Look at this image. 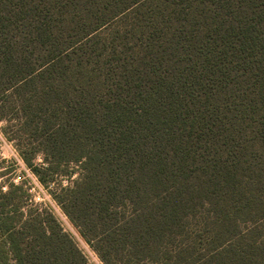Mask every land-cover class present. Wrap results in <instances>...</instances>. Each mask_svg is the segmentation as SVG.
Returning <instances> with one entry per match:
<instances>
[{
	"label": "trees",
	"instance_id": "trees-1",
	"mask_svg": "<svg viewBox=\"0 0 264 264\" xmlns=\"http://www.w3.org/2000/svg\"><path fill=\"white\" fill-rule=\"evenodd\" d=\"M2 121L103 264H264V0H0ZM25 193L0 264H89Z\"/></svg>",
	"mask_w": 264,
	"mask_h": 264
},
{
	"label": "rangeland",
	"instance_id": "rangeland-1",
	"mask_svg": "<svg viewBox=\"0 0 264 264\" xmlns=\"http://www.w3.org/2000/svg\"><path fill=\"white\" fill-rule=\"evenodd\" d=\"M5 122H0V190L7 191L9 183L22 185L26 192L23 195L26 209H48L59 222L63 231L69 234L77 245L78 249L85 256L89 264H103L97 255L85 243L78 231L72 226L67 217L63 214L59 206L53 201L48 191L38 182L36 176L26 167L22 161L17 146L14 142L7 139V133L4 128ZM41 160L36 159V163ZM75 178V177H74ZM58 182L65 185L67 180L59 178ZM55 187H52V189ZM27 194V195H26Z\"/></svg>",
	"mask_w": 264,
	"mask_h": 264
}]
</instances>
